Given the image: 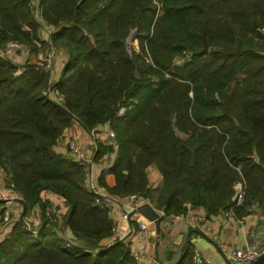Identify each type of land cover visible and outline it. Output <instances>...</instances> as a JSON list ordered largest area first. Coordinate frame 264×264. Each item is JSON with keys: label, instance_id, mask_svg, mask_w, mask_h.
<instances>
[{"label": "trees", "instance_id": "obj_1", "mask_svg": "<svg viewBox=\"0 0 264 264\" xmlns=\"http://www.w3.org/2000/svg\"><path fill=\"white\" fill-rule=\"evenodd\" d=\"M36 10L55 27L49 39ZM263 28L264 0H0V50L16 42L37 59L56 45L68 53L51 84V70L35 60L0 54V177L24 216L40 210L37 225L5 226L0 264H139L126 239L111 244L115 225L85 183L91 165L55 150L74 123L115 132L118 148L97 140L92 160L115 157L114 186L98 179L111 196L137 194L169 216L186 208L241 215L261 200ZM152 168L163 177L157 189ZM46 190L64 199V215L43 199Z\"/></svg>", "mask_w": 264, "mask_h": 264}, {"label": "crops", "instance_id": "obj_2", "mask_svg": "<svg viewBox=\"0 0 264 264\" xmlns=\"http://www.w3.org/2000/svg\"><path fill=\"white\" fill-rule=\"evenodd\" d=\"M22 57L23 55L18 53L14 60L22 63ZM60 58L57 56L51 69V73L53 72L55 79L60 76L64 63L67 61V57L64 62L60 61L64 57ZM49 94L52 97H56L55 91ZM108 130L109 127L107 125L99 126L96 132V140H110ZM73 143L80 145L88 159L91 157L94 149V139L90 133H87L77 123H74L65 131L55 150L57 153L72 155L70 146ZM114 158L113 155H110L98 163H92L90 167L91 177L98 182L99 177L105 174L107 185L109 187L114 186V176L108 173L110 169L108 168V164L110 161H114ZM162 179V174L157 168L150 170V180L153 189L158 188ZM0 194L10 196L12 192L3 186L0 189ZM42 196L44 200L57 208L59 215L65 214L67 208L65 207L64 199L60 195L52 190H46L42 193ZM14 201L16 200L14 199ZM16 203L19 202L16 201ZM126 211H130L131 213L134 211L133 203L129 199V196L117 197L113 204V215L111 218L124 239L127 240L130 246V253L133 256L135 254L138 255L137 261L139 264H183L186 259H189L190 254L195 249H198L204 258L212 260L214 264H229L232 262L229 261L228 255L221 252L218 242L224 243L228 251L231 252L246 245H257L264 238V190L261 200L259 199L257 202L252 203L250 208L241 215L235 209H232L228 211V214L224 212L216 216H208L204 208H189L184 218L176 219L167 215L163 210V213H158L161 218L159 234L156 231V225L140 213H136L135 218L151 223L152 232L144 235L139 231L137 223H133L130 226L123 219ZM187 215L202 216L206 220L196 227H191L186 222L185 217ZM33 216L37 217L38 212L34 211L28 217L30 218V222H33L35 225L39 224V218L33 219ZM6 233L7 231L0 234V240L2 235ZM66 237L72 238V233L69 229L66 231Z\"/></svg>", "mask_w": 264, "mask_h": 264}, {"label": "built area", "instance_id": "obj_3", "mask_svg": "<svg viewBox=\"0 0 264 264\" xmlns=\"http://www.w3.org/2000/svg\"><path fill=\"white\" fill-rule=\"evenodd\" d=\"M36 16L40 24V35L42 38H48L50 37L51 34L55 32V27L52 25H49L46 23V21L42 18L40 15V12L36 10ZM264 32V28L262 29ZM22 45L16 42H11L4 46L3 49L0 50V54L2 57L9 59L6 55L9 53V50L12 48H18L22 49ZM58 47L56 46H51L47 50V54L44 57L39 58V65L42 67H45L46 69H52L53 62L57 58L58 55ZM60 53V52H59ZM53 83V82H52ZM56 98L59 100H62V97L56 93ZM124 113V108H121L119 110V114ZM98 128H96L92 133L91 137L94 139V149L92 152V156L88 159L80 147L79 144L73 143L70 146V149L72 151V156L80 163L86 164V165H92V160L95 152L97 151V138H96V132ZM108 137L111 140V143L114 144L115 148H118V144L115 142V132L112 129L108 130ZM113 165V161H110L108 164V168H111ZM91 167V166H90ZM2 173V170L0 168V174ZM90 174V177H89ZM87 178L85 179L86 186L88 189L96 196V202L101 205L103 208L108 210V214L110 217L113 215V204L116 201L117 197L116 196H111L108 194L107 190L105 187L101 186L97 181H95L91 177V171L89 172ZM1 185V184H0ZM129 199L133 203V210H136L138 207L144 205V204H149L156 210L157 213H163V210L157 209L154 204L150 201V199L142 198L141 196L137 194H133L129 196ZM5 205L1 211L2 216L0 219V234L4 232L5 226L8 225L11 220H12V210L8 206L11 203V198H5ZM236 206H241L244 201H245V189L243 184L238 183L236 185ZM7 204V205H6ZM48 214L54 213L55 208L54 207H49L47 209ZM228 214V211L226 212ZM131 212L126 211L125 214L123 215V219L128 223L130 226H132L133 223H137L139 231L144 234L148 235L152 232L151 229V223L139 220L135 218V214L130 216ZM184 215H172V217L179 219V218H184ZM186 222L188 225L191 227L193 226H198L201 222H204L206 219L205 217L202 216H186L185 217ZM124 237L120 233V231L117 229L116 226L113 228V234L111 237V244L123 240ZM218 247L221 250L222 253L225 255H228V259L232 263H237V264H251L254 261H256L261 255L264 254V238L257 244V245H246L245 247L237 248L231 252L228 251L227 246L224 243L218 242ZM229 252V253H228ZM134 257L138 259V255L135 254ZM193 264H214L212 260L208 258H204L201 254V252L198 249L194 250V255H193Z\"/></svg>", "mask_w": 264, "mask_h": 264}, {"label": "rangeland", "instance_id": "obj_4", "mask_svg": "<svg viewBox=\"0 0 264 264\" xmlns=\"http://www.w3.org/2000/svg\"><path fill=\"white\" fill-rule=\"evenodd\" d=\"M35 3H38V1L39 0H33ZM133 41V40H132ZM131 44H132V42H131ZM134 45H135V47H136V43H134ZM56 47H58L59 49H58V55L57 56H59V57H61L60 59H62L63 57V59L62 60H60V61H62V62H64V60L66 59V57H68V53H67V50H65L63 47H60V46H57L56 45ZM130 48H131V45H130ZM129 48V49H130ZM60 52V53H59ZM18 53L19 54H22L23 55V57H22V60H21V62L23 63H25V61H28V59H30L31 61H36L38 64H39V59H37L35 56H30L29 54H28V49H25V47H22V49H18V48H12V49H10L9 50V53L6 55L9 59H15V56H16V54L18 55ZM62 53V54H61ZM47 54V52L45 51V52H42L41 53V56L40 57H44L45 55ZM39 57V58H40ZM53 64H54V62H53ZM65 64V63H64ZM49 70H51V69H49ZM62 73V72H61ZM61 73H60V75H61ZM60 77V76H59ZM59 77L57 78V79H55V77H54V75H53V72L51 73V77H50V84L53 82V81H55V80H58L59 79ZM54 83V82H53ZM52 93H54V92H52ZM57 92L55 91V94H56ZM92 156V155H91ZM0 189L1 188H3V186H5V182H4V177H0ZM4 197L5 198H11V203L8 205L10 208H11V210H12V220H11V222L9 223V225L10 224H12L11 226L13 227L14 226V223L15 222H17V221H19V220H21V215H22V213H23V208H22V204L21 203H16V201H14V199L16 200V199H21V198H19V197H16V196H3L2 194H0V199H4ZM7 205V204H6ZM34 211L35 212H40V210L39 209H34ZM33 211V212H34ZM33 212H31V213H33ZM30 213V214H31ZM29 215V214H28ZM28 215L27 216H24V222H30L29 221V217H28ZM1 216H2V213H1V211H0V219H1ZM36 216V215H35ZM38 217V216H37ZM37 217H32L33 219L34 218H36L37 219ZM11 226H8L7 228H6V230L5 231H7V233L4 235V237H3V235H2V238H1V240H3L5 237H6V235H9L10 234V232H11ZM8 229V230H7ZM32 232V231H31ZM34 233L36 232V231H33ZM135 258V257H134ZM136 259V258H135ZM137 260V259H136Z\"/></svg>", "mask_w": 264, "mask_h": 264}, {"label": "water", "instance_id": "obj_5", "mask_svg": "<svg viewBox=\"0 0 264 264\" xmlns=\"http://www.w3.org/2000/svg\"><path fill=\"white\" fill-rule=\"evenodd\" d=\"M136 34V30L132 33V35L130 36V38L128 39L127 42V46L128 48H130L131 42L134 39V36ZM209 50V45L208 43L205 41L204 44V48L199 52L200 54L206 53ZM262 56H264V53H261ZM40 145V142L37 141V146ZM192 163H195V156L193 157ZM236 199V196L234 197V200ZM16 201H18L19 203L22 204L23 206V213L21 215V221L24 222V213L26 210V205L25 203L22 201V199H16ZM189 208H186V211H188ZM136 213H140L142 216H144L147 220H149L151 223H154L156 225V231L159 234L160 233V226H161V218L159 217L158 213L156 212V210H154V208L152 206H150L149 204H144L140 207H138L136 210H134L130 216L136 214ZM130 252V249L128 250V253ZM232 264V263H229ZM251 264H264V254L261 255L256 261H254Z\"/></svg>", "mask_w": 264, "mask_h": 264}]
</instances>
